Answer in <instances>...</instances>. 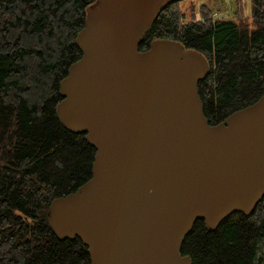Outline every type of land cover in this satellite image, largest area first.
I'll list each match as a JSON object with an SVG mask.
<instances>
[{
  "label": "water",
  "instance_id": "95a60500",
  "mask_svg": "<svg viewBox=\"0 0 264 264\" xmlns=\"http://www.w3.org/2000/svg\"><path fill=\"white\" fill-rule=\"evenodd\" d=\"M173 1L96 0L60 83L59 119L96 154L91 178L48 217L92 264H192L181 246L197 219L214 230L264 198V93L210 124L198 87L207 58L171 39L139 49Z\"/></svg>",
  "mask_w": 264,
  "mask_h": 264
},
{
  "label": "trees",
  "instance_id": "16d2710c",
  "mask_svg": "<svg viewBox=\"0 0 264 264\" xmlns=\"http://www.w3.org/2000/svg\"><path fill=\"white\" fill-rule=\"evenodd\" d=\"M96 0H0V264H92L76 237L60 239L51 202L92 176L96 148L58 117L60 83L81 58L77 35ZM184 0L170 2L139 49L171 39L210 64L199 93L210 124L264 93V0L241 4L235 19L215 18L202 4L186 21ZM264 198L247 215L234 212L211 230L197 219L181 253L192 264H264Z\"/></svg>",
  "mask_w": 264,
  "mask_h": 264
},
{
  "label": "rangeland",
  "instance_id": "374dc122",
  "mask_svg": "<svg viewBox=\"0 0 264 264\" xmlns=\"http://www.w3.org/2000/svg\"><path fill=\"white\" fill-rule=\"evenodd\" d=\"M206 4L213 12L215 18L233 20L235 19V12L238 9V4L242 5L244 14L251 16L252 0H184L181 3L182 10L186 11L188 15L186 21L189 19L191 9L195 8L197 16L200 17V7ZM264 251V245L262 247Z\"/></svg>",
  "mask_w": 264,
  "mask_h": 264
}]
</instances>
